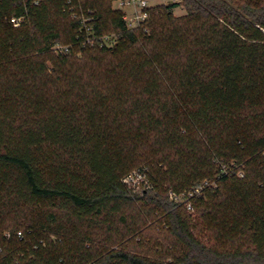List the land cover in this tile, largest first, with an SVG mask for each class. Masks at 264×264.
I'll return each mask as SVG.
<instances>
[{
  "label": "trees",
  "instance_id": "1",
  "mask_svg": "<svg viewBox=\"0 0 264 264\" xmlns=\"http://www.w3.org/2000/svg\"><path fill=\"white\" fill-rule=\"evenodd\" d=\"M68 1L0 0V264H264V0L162 3L137 28L71 0L111 47L83 45ZM135 169L154 187L130 191ZM204 180L193 211L170 198Z\"/></svg>",
  "mask_w": 264,
  "mask_h": 264
},
{
  "label": "built area",
  "instance_id": "2",
  "mask_svg": "<svg viewBox=\"0 0 264 264\" xmlns=\"http://www.w3.org/2000/svg\"><path fill=\"white\" fill-rule=\"evenodd\" d=\"M182 0H161L158 3H151L150 0H114L115 8L122 10L123 17L127 22L128 27L137 28L145 26L148 23L150 18V10L153 6L158 4H168L174 2H180ZM69 5L67 11L72 18L78 19L81 21L80 34L78 37H82L81 41L83 45L95 46H107L111 47L116 44L117 39L114 34H102L97 35L92 27V22L95 20L96 10L88 8L85 10L80 3L74 4L73 1H68ZM10 21L15 25L19 26L23 18L13 16L10 18ZM82 35V36H81ZM60 50L62 54L69 53L71 51L70 46H58L56 47ZM227 171V169H223ZM238 175L244 176V172L240 170ZM123 182L126 187L134 192L139 193L146 189H151L154 187V183L148 178L144 169H135L132 172L128 173L123 177ZM206 186H216L214 181L204 180L195 186H193L188 191L178 192L174 189H171L169 194L170 198L177 205H185L189 210L193 211L195 209L196 199L204 195V189ZM9 235V233L7 234ZM19 235H22V232H19ZM1 250V247H0Z\"/></svg>",
  "mask_w": 264,
  "mask_h": 264
},
{
  "label": "rangeland",
  "instance_id": "3",
  "mask_svg": "<svg viewBox=\"0 0 264 264\" xmlns=\"http://www.w3.org/2000/svg\"><path fill=\"white\" fill-rule=\"evenodd\" d=\"M151 3H158V2H161V0H150ZM159 12H161V9H159ZM173 12H174V15H182V13H186V9L183 5H181L180 8H177L176 10L173 9ZM115 35V34H114ZM116 38V36H115ZM70 46V49H71V53H75V55H77L79 58L83 57L84 55V50L83 49H80L79 50V46L77 45H74L72 44L71 42H65V41H60V42H57L53 47H52V52L57 55V56H62L63 54L60 52L59 49H57L56 47L58 46ZM83 48H86V47H83ZM94 48V47H93ZM90 49L88 52L89 53H97L98 52V49ZM48 65L51 66V62L48 61ZM41 208H39L40 210L41 209H46L47 208V205L46 204H41ZM39 211V210H38ZM151 233L153 232L152 230L150 231ZM196 232L197 234L203 239V241L207 242L208 244H212V243H215L217 240L214 239L213 235H211V233H209V230L208 229H205L203 224L201 223H198L197 224V227H196ZM144 237H147L148 235V231H144Z\"/></svg>",
  "mask_w": 264,
  "mask_h": 264
},
{
  "label": "crops",
  "instance_id": "4",
  "mask_svg": "<svg viewBox=\"0 0 264 264\" xmlns=\"http://www.w3.org/2000/svg\"><path fill=\"white\" fill-rule=\"evenodd\" d=\"M180 7H181V5H179V6L175 7V8H174V10H176L177 8H180ZM182 14H184V13H182Z\"/></svg>",
  "mask_w": 264,
  "mask_h": 264
}]
</instances>
